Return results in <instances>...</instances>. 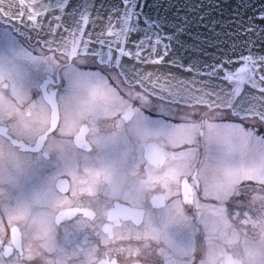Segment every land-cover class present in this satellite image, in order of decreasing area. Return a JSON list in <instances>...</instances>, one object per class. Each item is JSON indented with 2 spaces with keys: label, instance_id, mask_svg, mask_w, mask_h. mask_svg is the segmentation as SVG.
<instances>
[{
  "label": "snow or ice",
  "instance_id": "obj_1",
  "mask_svg": "<svg viewBox=\"0 0 264 264\" xmlns=\"http://www.w3.org/2000/svg\"><path fill=\"white\" fill-rule=\"evenodd\" d=\"M141 254L264 264V3L0 0V264Z\"/></svg>",
  "mask_w": 264,
  "mask_h": 264
},
{
  "label": "water",
  "instance_id": "obj_2",
  "mask_svg": "<svg viewBox=\"0 0 264 264\" xmlns=\"http://www.w3.org/2000/svg\"><path fill=\"white\" fill-rule=\"evenodd\" d=\"M111 2L112 0H95V3L97 4V6L102 5V4L107 5V4H110ZM252 3L258 7L261 3H264V0H252Z\"/></svg>",
  "mask_w": 264,
  "mask_h": 264
},
{
  "label": "flooded vegetation",
  "instance_id": "obj_3",
  "mask_svg": "<svg viewBox=\"0 0 264 264\" xmlns=\"http://www.w3.org/2000/svg\"><path fill=\"white\" fill-rule=\"evenodd\" d=\"M133 246L135 247V243L133 242ZM140 259V264H148L149 261V257L145 254H141V256L139 257Z\"/></svg>",
  "mask_w": 264,
  "mask_h": 264
}]
</instances>
